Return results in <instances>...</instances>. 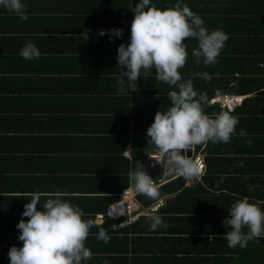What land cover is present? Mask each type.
<instances>
[{"label":"trees","instance_id":"obj_1","mask_svg":"<svg viewBox=\"0 0 264 264\" xmlns=\"http://www.w3.org/2000/svg\"><path fill=\"white\" fill-rule=\"evenodd\" d=\"M22 2L27 6V19L0 6V178L14 179L20 177L19 171L33 172L41 162L61 165L63 155L59 157L56 147L70 130L61 129V125L47 127L43 122L48 118L45 111H50L47 96H63L67 100L60 102L61 114L54 115L56 118L72 124L70 115L86 119L107 115L103 134L114 131L112 141H117L125 168L117 174L115 168H105L112 178L118 175L120 188L100 213L89 217L95 223L85 246L92 257L82 264H264V237L249 241L246 248H230L223 238L228 231L223 221L230 216L236 199L264 200V0H182L201 16L209 31L222 30L229 39L218 63L207 67L202 62L197 65L192 56L198 41L185 40L188 58L179 71L184 79L191 77L194 88L208 97L207 115L214 118V114L228 111L239 117V123L229 143L209 141L195 146L204 156L205 172L200 181L166 200L157 214L168 227L156 231H150L148 216L129 228L115 230L118 221L106 215L108 206L133 186L124 157L132 133L148 137L156 112L170 106L167 95L174 90L155 80L153 68L142 72L135 87L125 83V91H118L120 71H127L118 65V47L130 42L132 9L138 0ZM151 2L164 9L177 0ZM109 29H123V37L99 35L100 30ZM29 40L39 49L38 59L20 55ZM199 72H208L212 79L192 76ZM76 73H87L89 78L82 84L65 80ZM219 96L247 98L241 106L228 110L211 104ZM241 130L246 135H239ZM93 139L109 141L110 137ZM30 164L31 168L23 170ZM23 179L27 180L24 174ZM40 187L39 191L43 190ZM51 191L57 193L55 188ZM44 201L42 198L41 206ZM261 208L264 210V205ZM98 215H103L102 223L97 222ZM101 228L110 237L108 243L97 238ZM11 247L0 243V264H10Z\"/></svg>","mask_w":264,"mask_h":264},{"label":"clouds","instance_id":"obj_2","mask_svg":"<svg viewBox=\"0 0 264 264\" xmlns=\"http://www.w3.org/2000/svg\"><path fill=\"white\" fill-rule=\"evenodd\" d=\"M0 6L21 19H27V6L22 0H0ZM132 11L134 18L131 23L130 42L127 46L121 44L118 47V65L121 69H127L120 71L118 91H125V83L135 87L142 72L153 68L156 73L155 80L174 89L167 95L170 106L164 111L156 112L154 122L147 129V136L150 137L148 143L155 147L152 152H158L164 157L170 170L175 172L173 177H183L188 187L191 180L202 177L205 172L204 156L201 151H196L195 146L209 141L229 143L236 134L239 117L228 111L214 114V118L205 113L204 107L208 103V97L194 88L191 77L184 79L179 71L185 66L188 58L185 40L194 38L198 41V46L192 49V56L195 57L197 65L202 62L207 67L218 63L220 52L229 36L219 29L209 31L201 16L193 12L182 0H177L174 6L164 9L152 4L151 0H138ZM105 34L122 38L124 33L123 29L100 30L99 35ZM20 55L24 59L32 60L38 59L40 52L33 41L29 40L21 49ZM192 76L212 79L208 72L193 73ZM240 97L244 98L235 108L241 106L247 98ZM212 101L211 104L221 105ZM239 135L244 136L246 132L241 130ZM248 143L251 145V141ZM124 153L132 160L131 151ZM197 153L202 155L204 164L200 159H193ZM129 180L133 186L128 188H134L136 194H144L156 202L162 198L160 187L141 163L136 162L135 170L131 168ZM28 195L29 202L24 205L22 213V217L28 219L22 218L16 225L20 230L18 239L23 242V246L10 248V264H82L83 261L91 259L92 253L85 246V242L94 226V220L84 219V211L64 199V193L36 191ZM42 198H45V201L41 206ZM163 200L164 205L147 217L150 231L168 227L162 216L157 214L165 207L167 197ZM261 205H264V200L249 202L248 197L234 201L229 211L230 216L223 221L228 228L223 237L227 240L228 247L246 248L249 241L264 237V210ZM245 228L247 232L244 231ZM97 238L105 243L110 240L103 228Z\"/></svg>","mask_w":264,"mask_h":264},{"label":"crops","instance_id":"obj_3","mask_svg":"<svg viewBox=\"0 0 264 264\" xmlns=\"http://www.w3.org/2000/svg\"><path fill=\"white\" fill-rule=\"evenodd\" d=\"M73 77H76V79ZM73 77L65 80L82 84L89 78L87 73H76ZM64 99L63 96H47L45 103L50 111H45L48 118H45L43 122L47 127L61 125V129L70 130L66 135L67 137L65 136V139L58 142L59 145L56 147L59 157L63 155L61 165H49V163L41 162L36 170L33 169V172L24 171L23 173V171H19L20 177L15 176L14 179L6 180L0 178V239L4 240L0 243L12 246L17 244L18 247L23 246V242L16 239L20 234L16 225L22 219L24 205L29 202L27 199L28 194L39 191L40 182H43L41 184L43 190L39 192L49 193L52 192L51 189L55 188L56 192L66 194L63 198L79 206L86 214L84 219H89L92 213H100L103 204L106 207L109 200H111L110 198L115 197L119 192L120 181L118 175L112 178L110 171L105 170L107 167L111 169L113 167L116 169V174L125 172L124 162L118 154L117 141L114 144L112 141L114 131L103 134V128L108 127V122L105 119L107 115L99 117L97 115L92 119L70 115L69 117L73 120L71 124L69 120L63 121L54 117L56 114H61L58 109L61 108L62 104L60 102ZM70 114L72 113L70 112ZM95 136H107V138L110 137V140H95L93 139ZM149 139L150 137L146 139L138 138L132 133L131 142L125 148V151H131L132 160L129 155L124 153V157L129 163V172L131 168L135 170L136 162H142L149 153L155 150V147L148 143ZM141 147L146 148V150L139 149ZM87 161L89 162L86 164ZM31 165L23 167V170L31 168ZM71 172L75 174H71ZM165 172L168 179L175 175V172L170 170L169 165H167L162 170H157L155 179L162 180ZM23 174L27 180L23 179ZM164 185L162 184L159 187ZM171 196H167V199ZM165 198L162 197L161 199ZM39 209L40 206L38 205ZM3 216H7V218L3 220ZM9 237L10 239H8Z\"/></svg>","mask_w":264,"mask_h":264},{"label":"built area","instance_id":"obj_4","mask_svg":"<svg viewBox=\"0 0 264 264\" xmlns=\"http://www.w3.org/2000/svg\"><path fill=\"white\" fill-rule=\"evenodd\" d=\"M243 98L244 97L240 96H221L214 99L212 103L219 102L224 108L226 107L232 110L237 105H239ZM193 159H200L204 164L203 157L200 153L194 155ZM140 163L144 166V170H146V172L153 177L158 186L169 181V179L166 177V172L162 180L155 179V173L157 172V170H162L168 165L166 163V159L162 157L158 152L150 153L147 158ZM174 178H176V176L171 179ZM200 178L201 176L199 178L191 180V183L195 180H200ZM138 194H136L134 188H127L120 194V199L118 201L108 206L106 210V215L111 219L118 221V223L114 226L115 230H122L127 228L128 226H131L132 224L138 222L140 217L146 215L148 216L149 214H152L154 211L164 205V200L160 199L150 205V207L144 208V206L137 200ZM97 218V222L102 223L103 215H98Z\"/></svg>","mask_w":264,"mask_h":264},{"label":"water","instance_id":"obj_5","mask_svg":"<svg viewBox=\"0 0 264 264\" xmlns=\"http://www.w3.org/2000/svg\"><path fill=\"white\" fill-rule=\"evenodd\" d=\"M189 157L191 156V150L188 151ZM186 180L183 177H178L164 186L160 187L161 197H167L181 192L186 187ZM138 201L144 206H150L155 200L148 199L144 194L137 195Z\"/></svg>","mask_w":264,"mask_h":264},{"label":"rangeland","instance_id":"obj_6","mask_svg":"<svg viewBox=\"0 0 264 264\" xmlns=\"http://www.w3.org/2000/svg\"><path fill=\"white\" fill-rule=\"evenodd\" d=\"M154 147V146H153Z\"/></svg>","mask_w":264,"mask_h":264}]
</instances>
